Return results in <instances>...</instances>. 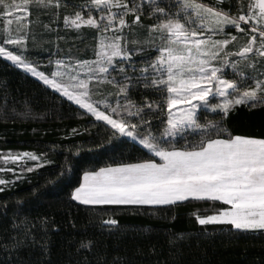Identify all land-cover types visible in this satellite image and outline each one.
<instances>
[{"label": "snow or ice", "instance_id": "6c2138e0", "mask_svg": "<svg viewBox=\"0 0 264 264\" xmlns=\"http://www.w3.org/2000/svg\"><path fill=\"white\" fill-rule=\"evenodd\" d=\"M237 2L235 14L231 0H216L211 5L203 0H89L73 5L86 8L87 18L78 10L64 16L66 25L91 26L100 33L95 59L75 65L56 60V69L46 74L23 53L8 47H24L28 34L21 17L28 11L30 0L20 5L0 0L4 18L0 58L110 126L109 141L100 147L119 144L123 146L121 154L137 153L103 167L82 170L71 187L72 201L86 206H171L206 201L213 204V214L194 212L199 225H230L229 231L241 233L264 231V134L234 133L226 124L238 107H264V0H247L246 6L244 0ZM38 3L50 7L53 0ZM55 6L60 7L59 0H55ZM94 10L100 13L98 18L92 15ZM145 11L157 23L148 26L145 39L130 40L129 33L137 34L125 17L132 15V24L140 25ZM13 16L15 29L11 27ZM126 28L129 33H125ZM231 28L247 37L236 52L229 51L238 39ZM149 53H154V58ZM141 54L146 58L137 71L132 57ZM229 69L232 78L228 77ZM93 81L117 89L115 105L108 97L92 99ZM139 87L159 98L145 97L138 105L129 99V93ZM25 108L23 114L27 115V102ZM201 113L205 114L203 121ZM153 121L157 122L155 126ZM79 154L77 147L74 156ZM28 161L34 162L31 167ZM0 162L4 165L0 172H12L17 180L23 173L49 163L46 153L12 150L0 151ZM9 164L15 168L7 167ZM59 167L60 172L49 181L53 185L71 180L76 161L66 157ZM17 169L20 175H16ZM11 183L0 178V191ZM19 215L18 211L13 214L14 230L19 227ZM41 222L47 224V218H41ZM114 225L115 219L102 222V226ZM173 235L176 239L184 237L183 233ZM23 243L13 236L3 247L11 252ZM91 243L82 241L77 250L90 251Z\"/></svg>", "mask_w": 264, "mask_h": 264}, {"label": "trees", "instance_id": "16d2710c", "mask_svg": "<svg viewBox=\"0 0 264 264\" xmlns=\"http://www.w3.org/2000/svg\"><path fill=\"white\" fill-rule=\"evenodd\" d=\"M5 2L23 4V0ZM59 2L57 8L55 0L50 7L40 5L38 0H30L28 11L21 17L28 34L24 47L8 46L9 50L23 53L46 74L56 69V60L75 65L77 61L95 59L100 39L96 28L84 25L76 28L66 25L64 20L65 15H74L78 10L86 19L87 9L73 5L86 4L89 0ZM203 2L211 5L216 0ZM231 2L235 14L239 4L237 0ZM244 3L246 6L247 0ZM224 7H228L227 3ZM2 13L3 7L0 6V36L4 26ZM92 15L98 18L100 13L94 10ZM125 18L137 34L124 29L130 40L145 39L148 26L157 23L147 11L141 16L140 25L143 27L132 24V15ZM12 19L11 27L15 29V16ZM230 31L238 39L229 46V51L236 52L247 37L235 28ZM149 55L154 58V53ZM145 58L143 54L132 57L137 71ZM227 73L232 78L230 69ZM112 74L116 75L115 72ZM92 88L93 100L108 97L115 105L117 89L111 84L93 81ZM145 97L159 98L142 87L129 93V99L138 105ZM26 102L30 111L24 115ZM200 118L203 121L205 114L201 113ZM208 118L216 117L209 115ZM156 123L153 121L154 126ZM226 124L234 133L261 136L264 134V107H238L229 115ZM111 131L105 122L96 121L86 110L46 89L38 78L0 58V151L46 153L49 161L44 167L23 173V178L18 180L12 172H0V178L13 181L0 191V264H264V231L241 233L229 231L230 225L201 226L196 222L194 212L213 214L211 202L188 201L171 206H86L72 201L71 187L82 176V170L103 167L137 155L135 151L121 154L123 146L119 144H113L111 148L100 147L108 143ZM77 147L80 154L74 156ZM66 157L76 161L71 180L57 185L49 183L55 179L54 174L60 172L59 166ZM27 163L31 167L34 162ZM0 167H4L2 162ZM7 167L15 168V165ZM16 175H20L19 169ZM216 206L221 205L216 202ZM17 211L20 214L17 218L19 227L14 230L12 220ZM41 218H47V224L42 223ZM107 219H115L117 225L102 226ZM177 233H183V239H176L173 234ZM13 236L24 243L9 252L3 245L10 243ZM82 241L92 242L90 251L77 250Z\"/></svg>", "mask_w": 264, "mask_h": 264}]
</instances>
